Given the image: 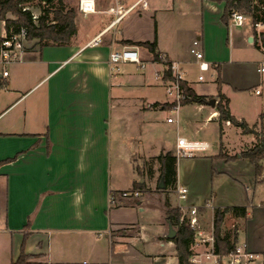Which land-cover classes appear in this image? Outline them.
I'll use <instances>...</instances> for the list:
<instances>
[{"label": "crops", "instance_id": "crops-1", "mask_svg": "<svg viewBox=\"0 0 264 264\" xmlns=\"http://www.w3.org/2000/svg\"><path fill=\"white\" fill-rule=\"evenodd\" d=\"M119 1L139 5L111 26L106 15L84 13L80 0H74L77 33L70 43L36 44L24 52L22 61L7 66V77H1L0 264L16 261L23 244L26 253L35 255L32 264H178L175 241L168 236L165 196L173 206L197 207L198 219L207 213L212 223L215 207L235 204L211 206L206 198L205 207L198 205L208 186L205 182L203 191L196 192L195 164L206 165L202 183L206 175L208 181L256 178L248 158L216 157L226 146L223 139L230 127L251 144L255 134L244 133L229 120L221 124L217 103L181 105L178 120L169 122L172 116L164 112L172 108L173 98L166 91L167 79L158 76L164 74L165 63L155 60L148 47L127 42L156 40L161 56L179 63L188 85L209 100L214 97L218 102L220 76L231 114L264 133L260 89L264 59L258 61L253 83H236L229 70L249 62L235 58L232 43L247 40L255 45L252 29L234 32L236 25L223 21L225 1ZM97 35L100 43L89 44ZM195 39L201 40L206 60L215 67L210 70L213 81L206 76L199 80L202 72L190 51ZM125 46L137 47L145 66L128 62L113 72L110 53ZM195 69L198 76L191 74ZM245 91L260 98L253 118L235 107L234 95ZM131 105L136 117L125 109ZM183 121L189 136L183 134ZM200 132L219 134V149L211 152V142L196 139ZM178 137L209 144L184 164L178 159L176 187L188 188L185 201H180L176 187L159 190L160 163L150 161L168 151L176 154ZM141 179L148 190L142 191L137 203L132 199L112 203L113 192L134 189ZM242 205L250 211V206L264 208V201ZM248 214L242 240L264 253L250 240ZM199 248L202 244H195L194 252Z\"/></svg>", "mask_w": 264, "mask_h": 264}, {"label": "trees", "instance_id": "trees-1", "mask_svg": "<svg viewBox=\"0 0 264 264\" xmlns=\"http://www.w3.org/2000/svg\"><path fill=\"white\" fill-rule=\"evenodd\" d=\"M35 0H0V20L6 19L7 13L15 14L18 19H8V25H15L16 27L25 26L29 29L30 34L40 39L41 46L47 45H67L70 43L72 37L77 33L76 10L74 8L66 7L64 0H37L38 7L41 14L38 21L35 22L32 18V12L23 11L21 4L31 3ZM225 1V12L223 21L226 24L230 23L233 12H245L251 14L255 21H262L264 23V0H218ZM264 43V36L262 39ZM131 45H143L149 48L153 53L155 60H161L165 63L166 69L164 72L165 79H171L172 69L170 65L172 62L161 57L157 51V41H127ZM255 45L262 49L261 45L255 40ZM218 67V66H217ZM219 93L217 110L219 111V119L222 124L223 121H230L236 126L243 129L244 133H254L256 137L255 144L244 150L241 157L248 158L254 165L256 174L259 175L263 171L262 161L264 160V133H260L255 128L257 125L251 127L245 120H238L235 118L229 108V98L222 93V81L220 76L217 78ZM184 92L189 96L182 100V105L189 103H206L209 98L205 95L198 94L188 82L184 79L181 81ZM0 86L2 80L0 78ZM174 103H172L173 106ZM262 128L264 126L262 125ZM217 158H225L226 155L219 153ZM157 160L160 163V182L163 181L165 187L160 189H174L177 183V162L178 157L171 151L161 153L150 161ZM134 189L140 191H147L145 182H136ZM112 194H117L113 192ZM138 200V199H137ZM138 201L134 200L133 203ZM166 214L169 222L176 229L177 234L172 240L175 241L178 255V264H194L191 260L193 256L192 245L195 242L196 231L190 223L189 218L183 214L182 208L173 206L169 197L165 200ZM227 212H232L237 217L248 218V209L244 205H230L224 208L216 207L214 215V239L215 251L222 255L230 252V250L238 242L237 233L228 230L222 232L221 225ZM35 255L28 254L25 251L24 244L19 258L11 264H32L31 259Z\"/></svg>", "mask_w": 264, "mask_h": 264}, {"label": "built area", "instance_id": "built-area-1", "mask_svg": "<svg viewBox=\"0 0 264 264\" xmlns=\"http://www.w3.org/2000/svg\"><path fill=\"white\" fill-rule=\"evenodd\" d=\"M139 5L138 2L132 5H124L119 0H80L79 9L84 13L101 12L108 17L109 25L113 26L118 23L124 16L129 14ZM22 6V4H21ZM23 11H29V6H22ZM31 11V10H30ZM32 12V18L35 22L38 21L39 14ZM9 18L0 20V73L2 77L9 75L7 66L11 63L23 60L24 52L40 43V39L30 34V31L25 26L16 27L11 24L8 25ZM13 20V19H10ZM231 23L236 26H243L246 23L252 25V29L256 34L255 39L261 45L264 51V43L262 41L264 36V23L262 21H255L251 14L245 12H233L231 15ZM101 36L97 35L90 41L89 44L96 45L100 43ZM41 44V43H40ZM191 53L196 58L199 69L202 72L199 75V80L205 79L204 72L214 70L215 67L206 60L205 51L202 47L200 39H195L190 49ZM162 57V56H161ZM163 58V57H162ZM136 63L142 67L145 63L141 59L140 52L135 46H125L121 49H114L110 53L109 63L113 72H118L121 69L123 63ZM172 69L173 78L167 79L166 91L169 96L173 98L172 109L179 111L182 105V100L189 97L183 90L181 81L185 79V71L179 63L174 62L170 65ZM264 71V67H262ZM164 78L163 75H158ZM174 117H169L168 121L172 122ZM209 147V144L204 141H189L185 137H178L177 140V157H189L194 156L197 151L205 150ZM175 191L180 201H185L188 195V188L184 186H177ZM142 191L139 189H129L117 192V194H111L112 203H116L120 199H132L137 200L141 197ZM183 210V205H179ZM189 212V220L193 228L199 227L200 222L197 217L198 208L191 207L186 209ZM200 237L192 245L193 256L191 258L194 264H264V253L258 252L250 248L248 242L241 240L238 241L229 253L222 255L215 251V239L213 232L200 231ZM201 243L203 246H208L204 251H195V244Z\"/></svg>", "mask_w": 264, "mask_h": 264}, {"label": "rangeland", "instance_id": "rangeland-1", "mask_svg": "<svg viewBox=\"0 0 264 264\" xmlns=\"http://www.w3.org/2000/svg\"><path fill=\"white\" fill-rule=\"evenodd\" d=\"M66 7L74 8L76 10V16H77V7L74 6V0H64ZM29 6L30 10L33 12L41 14V11L38 7V1L35 0L31 3H24L22 6ZM21 6V7H22ZM242 12V11H241ZM6 18L16 20L18 17L13 13H7ZM1 22H0V29H1ZM252 29V25L250 23H246L245 26L242 27H232V30L234 32L236 31H250ZM253 35L256 37V34L254 33V30L252 29ZM256 40V39H255ZM232 48L234 49V56L235 58H242L243 60H248L249 62L244 63L240 66H234L229 68V70L232 72V75L234 76V81L237 83L238 81H248L254 82L257 75V65L258 61H261L264 59V51L263 49H259L256 47L253 43H249L247 40L244 41H233ZM124 70V69H123ZM198 70L195 69L191 74L198 76ZM207 81H213L215 76L212 75L211 71L204 72ZM244 82L241 83V85ZM261 90H263L264 93V87H260ZM259 96H256L255 94H251L249 91H245L242 93H237L234 95V103L237 110L240 112L245 113L248 118H253L254 115V108L259 103ZM131 107L126 106V110L129 112V114L133 117L137 116V111L134 110ZM180 111H177L175 109L169 108L167 109L164 114L165 116L170 115L174 117V119L177 121V114ZM180 114V113H179ZM185 112H182V115H184ZM183 127V134L189 136V131L187 128V123L182 122ZM238 129L235 127L229 128V133L224 137V143L226 146L220 151V153H223L226 155L225 158L228 161H235L238 158L241 157L242 152L244 149H248L253 146L254 142L251 144L249 142H244L241 140L239 135L236 133ZM198 140H208L212 143V151L215 152L216 149H219L220 144V135L216 134L215 136L212 135V133H205L200 132L195 136ZM192 156H185V157H179V162L184 164L186 160H189ZM263 164V171L261 174L257 175L255 171V180L252 177L249 176H241L238 180H233L230 178H221V179H215V181H212V179L208 178L207 175L205 181L202 183V177H203V171L206 169V165L202 164H195V171L197 172V178H195V183L197 181L198 184L194 185V188L196 192L199 189V192L201 193L203 190L201 189V186L205 185V182L207 183V191L205 190L206 194L201 196L200 199L202 200L198 202V205L206 206V198H209L210 205H230V204H255L260 205L264 201V182L262 183H255L254 181L261 182L264 180V160L262 161ZM199 172V174H198ZM234 172H237L234 170ZM199 175V178H198ZM140 181L137 182H141ZM256 181V182H257ZM204 184V185H203ZM198 186V188H197ZM205 187V186H204ZM160 190V189H159ZM215 194V195H214ZM214 195V196H212ZM207 196V197H206ZM168 197V195L165 196V200ZM200 207V206H198ZM226 207V206H224ZM222 207V208H224ZM250 211V217H251V224L249 225V230L251 226V231L249 233L250 240L255 241L256 245H260L261 248H264V208H257L254 209L252 206L249 207ZM212 208L209 207V210ZM216 209V207H215ZM215 209L213 211V220L212 223L210 221V216L206 213H201V218H199L200 225L199 227L195 228L196 236L195 239L200 237V231L203 232H213L214 233V215H215ZM183 214H185L187 217H189V212L186 211V209H182ZM249 216V214H248ZM249 218V217H248ZM248 218H242L235 216L232 212H227L223 223L221 225L222 232L231 230L235 233H237L238 240L243 239V235L246 230V224ZM211 223V224H210ZM208 246H203L202 248H199V251H204ZM202 249V250H201Z\"/></svg>", "mask_w": 264, "mask_h": 264}, {"label": "water", "instance_id": "water-1", "mask_svg": "<svg viewBox=\"0 0 264 264\" xmlns=\"http://www.w3.org/2000/svg\"><path fill=\"white\" fill-rule=\"evenodd\" d=\"M2 77V74L0 73V78ZM209 104L210 105H212V106H216V103H217V99L216 98H211L209 101ZM165 187V184H164V182L163 181H161L160 182V184H159V188L160 189H163ZM176 234H177V231H176V229L173 227V225L170 223V225H169V237L170 238H174L175 236H176Z\"/></svg>", "mask_w": 264, "mask_h": 264}]
</instances>
